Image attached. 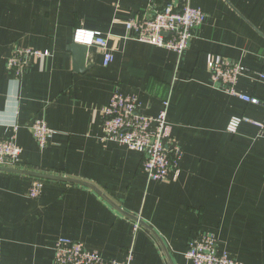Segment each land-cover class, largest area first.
Listing matches in <instances>:
<instances>
[{
    "label": "crops",
    "instance_id": "0c3cea01",
    "mask_svg": "<svg viewBox=\"0 0 264 264\" xmlns=\"http://www.w3.org/2000/svg\"><path fill=\"white\" fill-rule=\"evenodd\" d=\"M186 4L205 13L185 50L140 41L125 21ZM77 28L99 31L112 60L96 45L71 46ZM78 44V43H76ZM17 46L48 50L19 76L7 61ZM208 53L243 65L235 89L264 100V0H0V136L22 148L0 167V264H62L61 238L107 260L191 264L188 243L213 234L217 251L264 264V137L254 123L264 107L215 84ZM134 95L143 115L168 102L178 175L154 181L142 154L102 140V107L112 94ZM231 117H245L236 133ZM42 118L52 134L40 147L30 126ZM40 195L28 196L32 179Z\"/></svg>",
    "mask_w": 264,
    "mask_h": 264
},
{
    "label": "built area",
    "instance_id": "2783aa9c",
    "mask_svg": "<svg viewBox=\"0 0 264 264\" xmlns=\"http://www.w3.org/2000/svg\"><path fill=\"white\" fill-rule=\"evenodd\" d=\"M149 12L141 16L131 17L125 21L128 33L144 42L165 47L178 53L185 50L194 30L205 19V13L188 4L178 8L172 3L162 7L153 4L148 6ZM73 42L82 45H96L103 54V64L112 60L107 50V40L99 31L77 28L73 32ZM48 50L17 46L8 58L7 66L15 76H19L31 58H45ZM207 69L215 84L221 85L225 91L245 102L261 105L264 100L258 97L239 93L235 84L242 75L244 67L227 57L208 53ZM264 78V74H259ZM140 103L136 96L115 91L109 102L102 107V140L115 141L127 148L142 154V169L147 177L154 181H167L175 178L179 172L181 149L173 143L170 125L167 121L168 102L164 101L157 115H143L139 112ZM250 121L245 117H231L227 131L236 133L242 121ZM259 127V134L264 137V117L254 122ZM30 130L40 147L46 146L52 131L42 118L35 119ZM22 148L12 139L0 136V167H13L20 161ZM42 180L32 179L28 196L36 198L40 195ZM191 264H244L232 259L227 253L217 251V240L213 234L205 233L193 238L185 252ZM55 260L62 264H132L131 251H127L122 260H107L95 251L87 250L83 243L69 238H61L55 245Z\"/></svg>",
    "mask_w": 264,
    "mask_h": 264
},
{
    "label": "water",
    "instance_id": "95a60500",
    "mask_svg": "<svg viewBox=\"0 0 264 264\" xmlns=\"http://www.w3.org/2000/svg\"><path fill=\"white\" fill-rule=\"evenodd\" d=\"M71 48L75 52V54L78 57V59H80L81 58L80 56L82 55V51L84 49V46H81L79 44L73 43Z\"/></svg>",
    "mask_w": 264,
    "mask_h": 264
}]
</instances>
